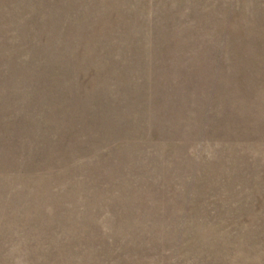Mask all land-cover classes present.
<instances>
[{
    "label": "rangeland",
    "instance_id": "374dc122",
    "mask_svg": "<svg viewBox=\"0 0 264 264\" xmlns=\"http://www.w3.org/2000/svg\"><path fill=\"white\" fill-rule=\"evenodd\" d=\"M0 264H264V0H0Z\"/></svg>",
    "mask_w": 264,
    "mask_h": 264
}]
</instances>
